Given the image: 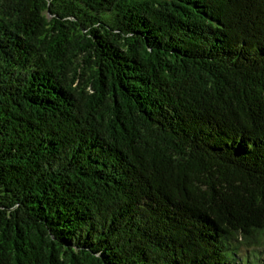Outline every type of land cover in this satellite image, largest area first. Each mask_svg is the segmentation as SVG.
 <instances>
[{
    "label": "trees",
    "instance_id": "obj_1",
    "mask_svg": "<svg viewBox=\"0 0 264 264\" xmlns=\"http://www.w3.org/2000/svg\"><path fill=\"white\" fill-rule=\"evenodd\" d=\"M0 264H264V0H0Z\"/></svg>",
    "mask_w": 264,
    "mask_h": 264
}]
</instances>
